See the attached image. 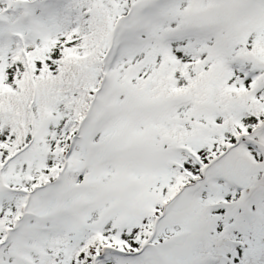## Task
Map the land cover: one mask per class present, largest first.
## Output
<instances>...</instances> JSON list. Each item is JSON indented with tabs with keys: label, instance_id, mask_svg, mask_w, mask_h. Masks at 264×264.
I'll return each instance as SVG.
<instances>
[{
	"label": "snow or ice",
	"instance_id": "snow-or-ice-1",
	"mask_svg": "<svg viewBox=\"0 0 264 264\" xmlns=\"http://www.w3.org/2000/svg\"><path fill=\"white\" fill-rule=\"evenodd\" d=\"M0 264H264V0H0Z\"/></svg>",
	"mask_w": 264,
	"mask_h": 264
}]
</instances>
